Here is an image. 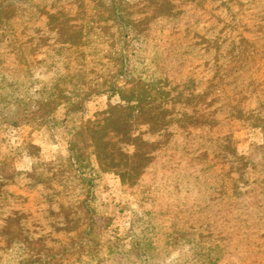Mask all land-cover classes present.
<instances>
[{
  "label": "rangeland",
  "instance_id": "rangeland-1",
  "mask_svg": "<svg viewBox=\"0 0 264 264\" xmlns=\"http://www.w3.org/2000/svg\"><path fill=\"white\" fill-rule=\"evenodd\" d=\"M0 264H264V0H0Z\"/></svg>",
  "mask_w": 264,
  "mask_h": 264
}]
</instances>
